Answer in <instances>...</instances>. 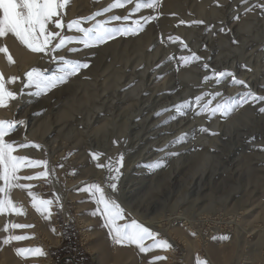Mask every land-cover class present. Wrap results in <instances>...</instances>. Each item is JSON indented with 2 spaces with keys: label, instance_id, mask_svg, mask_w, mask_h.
Instances as JSON below:
<instances>
[{
  "label": "rangeland",
  "instance_id": "374dc122",
  "mask_svg": "<svg viewBox=\"0 0 264 264\" xmlns=\"http://www.w3.org/2000/svg\"><path fill=\"white\" fill-rule=\"evenodd\" d=\"M113 2L114 0H69V4L64 9L63 21L66 25L73 19L91 16ZM135 2L136 0H132L123 8L102 13L96 17V20H107L113 15L123 17L131 12ZM176 2L175 8L170 9L165 8L162 5V0H160L158 8H144L134 13L128 23L134 19L150 15H156L157 19L149 22L144 30L136 35L116 36L112 39L114 44L106 45L105 43L96 47L84 48L82 44L75 42L71 48L75 47L81 50L78 52L70 51V53L68 50L65 57L86 62L89 67L81 69L67 82L57 85L41 96L32 94L36 91L35 86L25 88L27 81L25 73L35 66H24L14 57L15 63H9L6 56L0 53V71L3 65L14 67L13 72L8 74V78L16 76L19 71L22 72L16 76L19 79L14 82L15 85L8 84V87L18 95L16 99L9 101L7 106L0 107V120L16 119L15 121L22 120L24 123L18 125L15 131L9 133L5 139L14 140L18 143L35 142L39 144L40 148H20L15 154L33 160H46L49 164L46 169L43 165L24 167L17 173L21 177L32 176L36 178L17 181V184L32 185L31 188L13 187L10 189L12 191H9L10 198L23 211L20 214L15 212L0 214V250L4 245L18 254L16 251L18 248L40 247L45 256L28 255L25 257L19 255L35 264H40L46 255L50 264H64L65 259L61 258L60 255H55L54 250L64 244L65 233H67L72 235L70 237L74 241L72 246H78L79 251L83 250L89 255L87 262L85 257L82 258L83 264H99L95 258V251L91 242L101 235L104 238L102 233L104 221L98 212L99 205L96 204L92 194L84 190L91 184L98 183L113 198L116 191L123 190L126 199L131 197L129 199L133 201L134 206L141 203L151 206V213H149L151 217L156 216V209L161 210L162 208L167 210L176 208L179 213L184 211L186 215L193 216L194 213L197 215L199 212H207L209 209L207 207H210L212 202L217 207L220 205L227 206L225 208L227 212H233L236 206H240V204H242L241 206L246 205L248 207L245 212L246 215H243L241 225L244 229L256 230L249 236V240L260 251H264V230L259 231L254 226L256 221L254 217L257 214L252 217L249 216L251 212L258 213L259 206H264V174L256 180L257 172L254 164L255 158L259 157L258 155L264 157V113L258 111L259 107L264 106V102L255 105L251 102L243 104L236 107L227 116L219 113L212 114L211 108L215 105L228 97L237 98L239 93L248 89L244 85L233 84L231 82L232 77L222 78L219 82L215 78L209 79L207 82L204 81L205 76L212 77L213 70L216 72L232 71L234 74V68L226 60L227 56L233 55L237 59L235 78L244 80L252 91L258 92V95H264V85L256 87L257 80L250 81V77L264 71V8L258 6L264 4V0H227V3L233 2V10L235 9L233 19L231 18L229 21L228 19L224 21L220 17L222 15H216V13H207L206 16L202 14L200 15L202 18H199V15L196 16V2L198 0H176ZM223 4L225 5L224 0H210V2L208 0L209 6H207L220 13L224 8ZM180 11L189 17L187 24L180 23L184 19L180 18L182 14ZM244 14L245 16H243ZM203 19L205 20L203 21ZM197 20H201L203 23H193ZM240 20L248 23L254 22L252 32L249 33L247 29L239 28ZM220 22L221 24L217 29L213 30ZM93 23L95 20H86L82 26L91 27ZM121 23L124 22L111 21L110 26ZM184 27L186 30L193 27L189 32L195 33V35L188 38L190 33ZM52 28L56 29L53 26ZM67 30L65 27L62 34H66ZM73 30L75 31V29ZM210 32L214 34L215 40L212 45L203 43ZM235 34L239 37L238 39ZM74 35L79 36L81 33L75 31ZM170 36L173 39L170 40ZM176 37H180V40H176ZM197 37L200 41L196 44L195 39ZM246 39L251 44L249 50H245L243 47ZM3 44H6L10 51L8 36L0 38V46ZM184 44L187 45L186 48ZM146 45L148 46L146 47ZM138 49L140 52L137 51ZM244 50L245 59L241 57ZM141 52L144 53L142 58L139 57ZM122 53H126L125 57H121ZM157 53L156 63L149 68V71L145 72ZM250 53L254 59L252 58L249 64ZM192 54L201 57L199 60H190L187 67L181 57H191ZM130 58L133 60L130 61L133 62L132 66L125 67V61ZM42 62L39 61L35 68H39ZM137 62L140 63L137 64ZM112 64L120 70L121 75H124V72L125 74L129 73L125 76V80H131L125 88L119 91L120 93H117L113 106L111 100H113L112 93L115 86L108 87L104 82L106 72L110 70ZM204 64L209 67L205 69ZM48 67L45 71L41 70L47 75L58 74L60 67L57 66L54 59L50 60ZM190 70H198V76L192 79L188 76ZM263 74L264 72L262 76ZM257 76L258 81L264 79L259 74ZM225 86L228 87L225 88ZM157 87L161 90H158ZM87 88L90 97L86 94ZM105 90L108 100L99 112V118L102 120L91 124L90 116L95 115V111L100 106L98 97ZM21 92H23L22 95ZM139 93H141L139 97L144 100H140L136 104L134 101ZM205 93L209 95H204ZM216 93L221 95L217 96ZM201 95L204 98L201 100L200 106H197L194 98ZM190 99L193 100V105L185 107L183 113L177 112L173 108L174 105ZM146 101L148 103L144 105L143 102ZM209 101H211L209 109L201 112V107ZM128 104L131 107L133 104L135 105L131 108ZM68 106L69 111H71L70 115L63 117L60 111ZM143 107L145 108L142 109ZM250 108H252V113ZM164 109H168V111H163ZM133 113H135L134 116L131 115ZM128 124H130V138L127 141L126 135L129 132H125V127ZM47 126L49 127L47 128ZM62 126L64 127L62 128ZM43 128L45 130L47 128L49 131L47 132ZM183 134H186L183 139L175 142ZM139 136L143 137L144 140L141 146L137 147L134 144ZM53 140H57V146L54 149L51 144ZM143 149L146 150L144 153L147 150L148 153L146 159L139 162L144 155L141 152ZM92 153H101L102 155L96 160L92 158ZM121 153L124 157L123 166L120 169L122 175L117 182V190L113 193L108 187L110 170L107 165L110 159L115 162ZM134 159L137 161L133 163ZM161 159L163 160L162 167L155 169L147 167L151 162ZM99 165H105V167ZM129 166L132 168L130 169ZM249 169L253 171L250 172ZM45 170L48 171V176H37L38 173ZM125 173L127 177H125ZM57 181L61 187L60 197L57 196ZM123 182L124 184H133L131 188H135L134 194L127 192ZM2 186L3 181L0 180V187ZM1 195L0 198H2ZM34 197L44 200L53 199L50 215L38 211L34 207ZM252 218L255 220L254 222H252ZM123 222V220L119 221L120 224ZM8 223L32 225V227L5 228ZM127 223H130L129 220ZM262 225L264 226V224ZM229 229L231 230L227 225H223L224 231ZM9 235H26L30 238L4 243L5 238ZM163 239L171 244L169 237ZM134 248L138 250L139 254H142L136 245ZM169 250H155L154 256H165L166 259H162L163 263L171 261V264H182V256L187 252L185 244L182 242L175 244L172 247L174 253ZM71 256L73 264H81L75 259V252ZM66 257H70V255H66Z\"/></svg>",
  "mask_w": 264,
  "mask_h": 264
},
{
  "label": "snow or ice",
  "instance_id": "6c2138e0",
  "mask_svg": "<svg viewBox=\"0 0 264 264\" xmlns=\"http://www.w3.org/2000/svg\"><path fill=\"white\" fill-rule=\"evenodd\" d=\"M132 0H114L113 3L107 7L96 11L93 15L88 17H81L69 21L66 25L63 21L64 9L69 4V0H0V38L7 37L11 34L15 37L22 45L34 53H43L49 55L52 59L59 60L61 67L59 68L58 74L53 73L52 75L45 74L39 68L33 67L30 71L26 72L27 81L25 88L35 86V93L33 95H41L47 93L57 85L67 82L71 77L75 76L83 68H88L89 64L80 60L67 59L65 56H55V53L63 49L67 44L74 41L83 45L84 48L96 47L105 44L109 40L114 39L119 35H136L140 31H143L145 26L157 19L156 15L143 16L131 21V17L134 13L139 12L141 9L150 8L155 9L160 6V0H136L134 8L127 15L121 17L113 15L107 20H96L97 16L102 13H107L112 9L123 8L126 4L131 3ZM264 8V5H258ZM238 19V17H237ZM86 20H95V23L91 27H83L82 24ZM111 21H123L120 25L110 26ZM181 24L186 23L181 20ZM193 23H203V21H194ZM53 26L60 31H52L49 26ZM67 27L69 30L75 29V31L81 33L79 36L61 35L64 28ZM59 41L53 44V41ZM173 39V37H169ZM176 40H180V37H176ZM186 48L187 45L185 44ZM81 49L71 48V52H78ZM0 53L6 56L9 63H15L13 56L11 55L9 48L6 44L0 46ZM200 57L192 54L191 57H181V60L187 64L190 60H199ZM209 66L204 64V68L207 69ZM225 77H232L233 84L244 85L247 91L239 93L237 98L228 97L221 103L211 108V113H219L223 116L229 115L236 107L242 106L251 102L257 104L264 102V95H258L252 91L244 80L236 79L234 74L230 71H212V77L205 76L204 81L207 82L209 79L215 78L217 82ZM19 77L12 76L5 78L2 71H0V107L7 106L8 102L17 98V93L12 91L9 87V83H14ZM21 95L23 92L20 93ZM204 95H209L205 93ZM215 95H221L216 93ZM204 96H196L194 102L197 106H200L201 100ZM211 101L204 104L200 111L209 108ZM193 100L181 102L180 104L174 105L173 108L180 113H183L185 107H191ZM163 111H168L164 109ZM258 111L264 113V106L259 107ZM159 115V113H158ZM23 121L15 120H0V180L3 181V186L0 187V193L3 197L0 198V214L2 213H22V208L18 207L13 200L10 198L9 191L13 187L31 188L32 185L17 184V181L21 179H35L36 177L26 176L21 177L17 173L24 167H35L43 165L47 168L48 161L46 160H33L26 156L16 155L15 153L20 148L36 147L40 148L39 144L35 142L18 143L14 140H6V136L9 133L15 131L18 125H23ZM207 131V129H204ZM214 134V133H213ZM183 134L178 138L177 141L183 139ZM101 153H92L93 159L98 160ZM175 155V153H173ZM123 154H119L115 162L109 161L107 167L110 170V178L108 187L114 193L117 190V182L119 177L122 175L120 169L123 166ZM27 162V163H26ZM105 167V165H99ZM163 166V160H156L151 162L147 167L155 169ZM114 173V175H111ZM48 171H42L37 174L38 177L48 176ZM92 194L97 205H99L98 212L103 217V226L108 229L112 241L117 245H136L141 252H149L152 249H170L172 245L166 239H160L159 234L153 232L150 228L139 223L135 219L131 220L130 223L120 224L118 221L124 219L125 210L120 203L105 192L104 188L98 184L93 183L84 189ZM52 200L36 199L33 198V205L38 211H42L50 215V206ZM32 227V225H23L17 223H8L5 228H25ZM195 235V233H193ZM30 238L26 235H9L5 238L4 243H10L12 241H19ZM153 239L154 243L145 246L147 239ZM228 237H224L227 239ZM17 253L22 256L28 255H45L43 249L40 247L36 248H18ZM166 259L163 256L154 257V260ZM197 264H208L206 259L197 258Z\"/></svg>",
  "mask_w": 264,
  "mask_h": 264
},
{
  "label": "bare ground",
  "instance_id": "6f19581e",
  "mask_svg": "<svg viewBox=\"0 0 264 264\" xmlns=\"http://www.w3.org/2000/svg\"><path fill=\"white\" fill-rule=\"evenodd\" d=\"M195 1V0H194ZM213 1V0H211ZM219 1V0H217ZM225 1V5L224 8L222 9V11L219 13L217 10H213L208 8V0H198V2H196V7H197V15L196 16H200V15H205L207 13H216L217 14H221L222 19L224 21H226L228 19H231L233 16V14L235 13V9L233 10V2L232 3H227V0ZM210 2V0H209ZM259 2V1H258ZM257 2V3H258ZM176 0H162V5L165 8H175V4H176ZM240 3V2H239ZM211 4V3H210ZM208 5V6H207ZM214 5V4H213ZM212 5V6H213ZM258 5V4H257ZM264 5V4H262ZM217 7V5H215ZM252 6V5H251ZM192 9L194 7L189 6ZM250 7V6H249ZM185 8V7H184ZM212 8V7H211ZM254 8V7H253ZM256 9V8H255ZM169 10V9H168ZM251 10V9H250ZM262 10V8H261ZM264 10V9H263ZM183 11V9H182ZM180 11V13H182L180 15V18H184L183 21L187 22L189 20V17H186L184 15V12ZM193 12H195L194 10H192ZM252 11V10H251ZM232 13V14H231ZM243 13V12H242ZM253 14V12H250ZM263 14V13H260ZM209 15V14H208ZM238 15V14H237ZM248 15V14H247ZM182 16V17H181ZM184 16V17H183ZM245 16V14L243 15ZM252 16V15H251ZM261 16V15H260ZM191 18V17H190ZM198 18V17H197ZM196 18V19H197ZM199 18H202L201 16ZM203 18H205L203 16ZM207 18V17H206ZM261 18V17H260ZM212 19V17H211ZM233 19V18H232ZM245 19V18H244ZM247 19V18H246ZM245 19V20H246ZM263 19V18H262ZM176 20V19H175ZM205 19H203L204 21ZM249 20V19H248ZM180 21V20H179ZM192 21V20H191ZM199 21V20H197ZM201 21V20H200ZM223 21V23H224ZM227 21V22H228ZM233 22V21H232ZM262 22V21H261ZM260 22V23H261ZM238 23V22H237ZM236 23V25H237ZM259 23V22H258ZM257 23V24H258ZM187 24V23H185ZM190 24V23H189ZM221 24V22L219 24H217L216 27L213 28V30L217 29V27ZM225 24V23H224ZM192 25V24H191ZM207 25V24H206ZM209 25V24H208ZM212 25V24H211ZM223 25V24H222ZM235 25V24H234ZM233 25V26H234ZM254 25V22H243L242 20H240L239 22V28H245L248 30V32H252V27ZM195 26V25H193ZM231 26V25H230ZM256 26V25H255ZM50 29L52 31H60L59 29H53L52 26H49ZM190 27V26H189ZM201 27V26H200ZM207 27V26H206ZM205 27V28H206ZM213 27V26H212ZM179 28V27H177ZM185 28V27H184ZM193 28V27H191ZM185 28L186 31H191L192 29ZM198 28V27H197ZM211 28V27H210ZM228 28V27H227ZM176 29V28H175ZM244 30V29H243ZM197 32V30H194ZM193 31V32H194ZM200 31V30H199ZM184 32V31H183ZM75 31L74 30H67L66 34L64 35H69V36H75L74 35ZM190 33V32H189ZM204 33V32H203ZM185 34V33H184ZM202 34V33H201ZM200 34V35H201ZM254 34V33H253ZM257 34V33H255ZM61 35H63L61 33ZM187 35V34H186ZM195 33L193 34H189L188 38H190L191 36H194ZM199 35V36H200ZM214 34H212V32L209 33V35L207 34V38L203 41V43H208L210 45H212L214 40L213 37ZM237 36V34H235ZM241 35V34H240ZM259 35V34H258ZM223 36V35H222ZM231 36V35H230ZM229 36V37H230ZM235 36V37H236ZM247 36V35H246ZM255 37V36H254ZM223 38V37H220ZM225 38V37H224ZM239 37L237 36V39ZM241 38V37H240ZM121 40V39H120ZM196 40V44L200 41L198 39V37L195 39ZM220 40V39H219ZM222 40V39H221ZM59 41V38H57V40L53 41V44L57 43ZM192 41V40H191ZM241 41V40H240ZM8 42L10 45V52L12 53L13 57L19 61V63L24 64V66H37L39 61H43L42 64L40 65V69L42 70H47L48 64L50 62V60L52 59L51 57H47L49 55H45L43 53H34L32 51H30L29 49H27L24 45H22L15 37H13L11 34L8 35ZM76 41L69 43L65 46V48L58 50L55 53V56H66L67 51L69 50L70 53V48L72 47V45L75 43ZM119 42V41H118ZM149 42V41H148ZM160 42V41H159ZM189 42V41H188ZM217 42V40H216ZM150 43V42H149ZM186 43V42H185ZM202 43V44H203ZM114 44L113 40H109L108 42H106V45H111ZM261 44V43H260ZM105 45V46H106ZM185 45V44H184ZM215 45V44H214ZM243 47L245 48V50H249L250 45L249 44V40L246 39L243 43ZM148 45H146L147 47ZM257 46V45H256ZM205 47V46H204ZM213 47V46H211ZM202 48V47H201ZM215 48V47H214ZM231 48V47H230ZM137 49V48H136ZM141 49V48H139ZM139 49L137 51H139ZM159 49V48H158ZM218 49V48H217ZM228 50V49H227ZM245 50L244 52L241 54V57L244 58L245 56ZM259 50V49H258ZM195 51V50H194ZM215 51V50H214ZM140 52V51H139ZM185 52V51H184ZM198 52V51H197ZM205 52V51H204ZM212 52V51H211ZM219 52V50H218ZM220 53V52H219ZM263 53V52H262ZM150 54V53H149ZM126 53H122L121 57H125ZM144 53L141 52L139 54V57H143ZM220 55V54H219ZM235 55V54H234ZM249 55V54H247ZM252 54L250 53L249 56V64L252 61ZM158 53L153 57L154 60L151 61L149 63V66H147L145 72H147V70L149 71V68L154 65L156 63V59H157ZM120 57V55H119ZM201 57V56H200ZM180 58V57H179ZM264 58V56H263ZM71 59V58H70ZM210 59V58H209ZM254 59V58H253ZM57 62V66L61 67V62L59 60L54 59ZM227 61H229L231 63V67L234 68V74L235 72V64L237 59L233 56L230 55L229 57L227 56ZM132 58L128 59L127 61H125V67L128 66H132L133 62ZM130 62V63H129ZM240 62V61H239ZM140 62H137V64ZM217 63V62H215ZM259 63V62H258ZM51 65V63H50ZM159 65V64H158ZM199 65V64H198ZM258 66V64H256ZM255 65V66H256ZM136 66V65H135ZM188 67V64H187ZM186 67V68H187ZM190 67V66H189ZM218 67V66H217ZM245 67V66H244ZM247 67V66H246ZM249 67V66H248ZM153 68V67H152ZM185 68V70H186ZM255 68V67H254ZM253 68V69H254ZM250 69V68H249ZM14 67L12 68L10 65L9 66H1V71L3 72L5 78L7 79L8 74L10 72H13ZM172 70V69H171ZM184 70V71H185ZM240 70V69H239ZM159 71V70H158ZM198 70H190L189 73L192 79L196 78L198 76ZM206 71V70H205ZM216 71V70H215ZM247 71V70H246ZM19 71L16 76L20 75ZM183 72V71H182ZM187 72V71H186ZM232 72V71H231ZM262 73L264 71H261ZM22 73V72H21ZM53 73V72H52ZM211 73V72H210ZM252 73V72H251ZM250 73V74H251ZM258 73V72H257ZM262 73H258L259 75L262 76ZM129 74V73H128ZM125 74L121 75L120 74V70L114 66L113 64L111 65V68L109 71L106 72V77H105V81L106 85L108 87L111 86H115L114 90H113V100H111V105L113 106L115 100L117 98L116 95H118L117 93L125 88L131 80H125V76L128 75ZM201 74V73H200ZM257 74V75H258ZM148 75V74H147ZM146 75V76H147ZM257 75H253L252 77H250V81H254L257 80L256 82V87L258 86H262L264 85V79L261 81H258V76ZM153 76V74H152ZM244 76V75H243ZM248 77V76H247ZM264 78V74L262 76ZM230 78V77H229ZM228 78V79H229ZM246 78V76H245ZM249 78V77H248ZM260 78V77H259ZM227 79V80H228ZM152 80V79H151ZM95 81H97V79H95ZM140 82V81H139ZM227 83V81H225ZM166 83V82H165ZM11 85H15V83H10ZM150 85V84H149ZM203 85V84H202ZM222 85V84H221ZM68 86V85H67ZM163 86V85H162ZM153 87V86H152ZM155 87V86H154ZM161 87V86H159ZM203 87V86H202ZM210 87V86H209ZM228 87V86H227ZM225 86V88H227ZM35 88V87H34ZM148 88V87H147ZM144 89V88H143ZM158 89V87H157ZM255 89V88H253ZM261 89V88H260ZM148 90V89H147ZM154 90V89H153ZM161 90V89H158ZM226 90V89H225ZM229 90V88H228ZM236 90V89H235ZM233 90V91H235ZM238 90V89H237ZM86 94L88 95V97H90V94L88 92V88L85 90ZM165 91V90H164ZM227 91V90H226ZM258 91V90H257ZM27 92V91H26ZM106 90L102 92V94H100V96L98 97L100 99V106L97 108V110L95 111V115H91L89 121L91 122V124H95L98 123L100 120H102L101 118H99V112L100 109L105 105L106 101L108 100V97H106ZM141 92V91H140ZM120 93V92H119ZM258 93V92H257ZM84 94V93H83ZM92 94V93H91ZM214 94V92H213ZM233 94V93H232ZM120 95V94H119ZM141 95V93L138 94L137 98H135L134 103H139L141 99V97H139ZM41 96V95H40ZM86 97V96H85ZM158 97V96H157ZM164 97V96H163ZM213 97V96H212ZM145 98V97H144ZM149 98V97H148ZM159 98V97H158ZM221 98V97H220ZM212 99V98H210ZM66 100V99H65ZM137 100V102H136ZM144 100V99H143ZM142 100V101H143ZM141 101V102H142ZM160 101V100H159ZM214 101V100H213ZM150 102V101H149ZM144 105L146 103H148V101L143 102ZM153 103V102H152ZM158 103V102H157ZM66 104V103H65ZM141 104V103H140ZM164 104V103H163ZM213 104V103H212ZM129 105V104H128ZM127 105V106H128ZM135 104L132 105L131 108H133ZM15 106V105H14ZM17 106V105H16ZM66 106V105H65ZM128 106V107H129ZM140 106V105H139ZM211 106V104H210ZM253 106V105H252ZM136 107V106H135ZM123 108V107H122ZM145 107H143L142 109H144ZM141 109V108H140ZM139 109V110H140ZM209 109V108H208ZM130 110V108H129ZM148 111V110H147ZM252 111V108H250V112ZM12 112V111H11ZM69 111V106L62 109L60 111L61 115L64 117H68L70 115ZM253 112V111H252ZM251 112V113H252ZM135 113L131 114L132 116H134ZM148 114V113H147ZM14 116V115H13ZM47 116V115H46ZM145 116V115H144ZM234 116V115H233ZM150 117V116H148ZM147 117V118H148ZM16 118V117H15ZM143 118V117H142ZM186 118V117H184ZM9 119V118H8ZM47 119V118H46ZM127 119L129 120V117H127ZM16 120V119H13ZM62 120V118H61ZM184 120V119H183ZM26 121V120H25ZM127 121V120H126ZM125 121V122H126ZM147 120L145 119V122ZM148 121H150L148 119ZM140 122V121H139ZM43 123V122H41ZM30 124V123H29ZM39 124V123H38ZM44 124V123H43ZM47 124V123H46ZM45 124V125H46ZM63 124V123H62ZM148 124V123H147ZM186 124V123H185ZM184 124V125H185ZM41 125V124H40ZM123 125V124H122ZM141 125V124H140ZM144 125V124H143ZM58 126V125H57ZM105 126V125H103ZM102 126V127H103ZM126 126V125H125ZM153 126V125H152ZM49 126H47L48 128ZM64 126H62L63 128ZM199 127V126H198ZM197 127V128H198ZM46 128V130H47ZM101 128V127H100ZM125 132L127 131V133L129 132L130 129V124H128L125 127ZM44 129V128H43ZM105 129V128H104ZM128 129V130H127ZM148 129V128H147ZM150 129V128H149ZM190 129V128H189ZM45 130V129H44ZM45 130V131H46ZM52 130V129H51ZM101 130V129H100ZM49 130H47L48 132ZM182 131V130H181ZM46 132V133H47ZM123 132V131H122ZM139 132V130H138ZM144 132V131H143ZM147 133V132H146ZM149 134V133H148ZM138 135V134H137ZM152 135V134H150ZM175 136V135H174ZM22 138V137H21ZM130 138V132L126 135V139L128 141V139ZM166 138V137H165ZM164 138V139H165ZM163 139V140H164ZM25 140V139H23ZM137 142L134 144L137 147L141 146L142 141L144 140L143 137H138ZM165 141V140H164ZM162 141V142H164ZM42 142V141H41ZM165 143V142H164ZM53 145V149L55 146H57V140H53L52 143ZM149 144V143H148ZM147 144V145H148ZM191 144V143H190ZM200 144V143H198ZM146 145V146H147ZM150 145V144H149ZM152 145V144H151ZM50 146V145H49ZM194 146V145H193ZM195 147V146H194ZM143 148V147H142ZM147 148V147H146ZM152 148V147H151ZM150 148V149H151ZM154 148V147H153ZM56 149V148H55ZM145 149V147H144ZM141 150V152H143L144 155H142L141 158V152H140V158L142 161L143 159H146V154L148 153V150L146 153H144L145 151ZM52 150V149H51ZM53 151V150H52ZM55 152V151H54ZM91 152V151H90ZM152 152V151H151ZM44 154V153H43ZM56 154V153H55ZM85 154V153H84ZM258 158H255L256 161L254 162L255 164V171L257 172L256 174V180H258V177H262L264 174V157H262L261 155H258ZM148 157V156H147ZM91 158V156H90ZM93 158V157H92ZM50 160V159H49ZM137 159L133 160V163L136 162ZM245 161V160H244ZM249 162V161H248ZM143 163V162H142ZM49 165V164H48ZM136 165V164H135ZM248 165V164H247ZM134 166V165H133ZM129 168L131 169L132 167L129 166ZM253 169V167H252ZM134 170V169H133ZM232 170V169H231ZM250 170V169H249ZM253 171V170H252ZM250 170V172H252ZM100 172V171H99ZM249 173V171H248ZM98 174V173H97ZM101 175V174H100ZM252 175V174H251ZM134 176V175H133ZM125 177H127V174L125 173ZM124 177V178H125ZM129 177V176H128ZM135 177V176H134ZM253 176H251L252 178ZM254 178V177H253ZM57 180V179H56ZM59 181V180H58ZM58 181L56 183H58ZM92 183V182H91ZM136 183V182H134ZM124 184V182H123ZM135 185V184H134ZM57 186V196L60 195L61 192V187L59 186V183ZM125 189H127L128 193L132 192L134 194V190L135 188H131L133 186V184L127 183L124 184ZM124 188V187H123ZM138 189V188H136ZM11 191V190H10ZM12 192V191H11ZM10 192V193H11ZM1 195V194H0ZM131 196V194H129ZM3 197V195H1ZM56 196V197H57ZM12 197V196H11ZM60 197V196H59ZM131 198V197H129ZM125 197L124 195V191H116L114 193V199H116L120 205L124 208L125 210V214H124V219H123V224L127 223V221L129 220V222H131V220L135 219L136 221H138L139 223H142L144 226L150 228L153 232L158 233L160 235V239H163L164 237H169L171 240V245L172 247L177 244L178 242H182L185 244V246L187 247V252L184 253V255L182 256V264H197V258L200 259H206L208 264H262L264 262V251L263 250H259L258 247H256L255 244L251 243V241L249 240V236L256 231L254 230H247L246 228L244 229L243 226L241 225V221L243 218V215H246V211H247V207L248 206H241L242 204L239 203V201H237L240 206H236V209L233 212H227L225 211V208H227V206L224 205H220V207L214 206L213 202L211 203L210 207H207L209 209H207V212L205 213H197V215L191 216V215H186V213H179V211L175 208L173 209H165L162 208L161 210L156 209V216L151 217L149 213H151L150 207L151 206H147L145 203H141L138 206H134V203H132L133 201H131V199H129ZM129 199V200H128ZM241 199V198H240ZM49 200H53V199H49ZM239 200V199H238ZM136 202V201H135ZM220 202V201H218ZM147 203V202H146ZM221 203V202H220ZM65 204V203H64ZM63 204V205H64ZM219 205V204H217ZM175 207V206H174ZM259 210L258 213H254L251 212V214L249 216H254L256 215L254 218H256L255 220L252 218V222L255 223V227L260 231V230H264V226L262 224H264V206H259ZM205 211V210H204ZM230 211V210H229ZM188 212V211H187ZM194 212V211H193ZM245 220V219H244ZM251 221V220H250ZM119 223V221H118ZM257 223V224H256ZM261 223V224H260ZM250 224V223H249ZM223 225H227V227H230L231 230L229 231H224L223 230ZM262 225V226H261ZM102 230L103 236L104 238H102L101 236L96 237L95 239L92 240V244H93V250L95 251V258L97 260V262L99 264H171V261H168L167 263H163V260H154V251L156 250H163V249H152L149 252H142V254H139L138 250L134 248V245H117L115 244L111 237L110 234L108 232V229L104 228ZM193 233H195V235H193ZM255 234V233H254ZM224 237H228L227 239H224ZM145 246L151 245L154 243L153 239H147L145 242ZM172 247L170 248V252H173ZM138 248V247H137ZM202 250V252H201ZM166 252V251H165ZM160 253V252H159ZM174 253V252H173ZM36 256V255H35ZM45 256V255H44ZM163 256V255H162ZM38 257V256H37ZM48 256L46 255V257L42 258V260L40 261V264H50V260L49 258H47ZM165 257V256H164ZM32 259V258H31ZM30 259V260H31ZM39 260V259H38ZM173 260V259H172ZM39 263V262H38ZM0 264H35V263H31L30 261L24 259L23 257H21L19 254L14 253L13 251L9 250L7 247H5L4 245L2 246L1 250H0Z\"/></svg>",
  "mask_w": 264,
  "mask_h": 264
},
{
  "label": "trees",
  "instance_id": "16d2710c",
  "mask_svg": "<svg viewBox=\"0 0 264 264\" xmlns=\"http://www.w3.org/2000/svg\"><path fill=\"white\" fill-rule=\"evenodd\" d=\"M71 236L72 235L65 233L64 244L60 248H58L57 250H54V254L57 255V256L60 255L61 258H64L65 259L64 264H73V259H72V256L71 255L74 252L76 253L75 259L78 262H81V264H83V262L81 261L83 257H85V260L87 262L89 260V255L86 254V253H84L83 250H80L79 251L78 248H77L78 246H76V245L74 247L72 246L73 245L72 243L74 241H72V239L70 238ZM78 254H79V256H78ZM66 255H70V257H66L65 258Z\"/></svg>",
  "mask_w": 264,
  "mask_h": 264
}]
</instances>
